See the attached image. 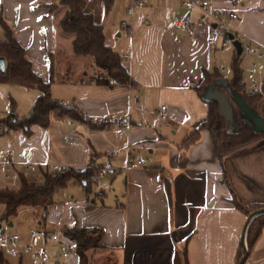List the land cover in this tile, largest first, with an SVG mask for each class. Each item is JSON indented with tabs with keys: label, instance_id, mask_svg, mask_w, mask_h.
Returning <instances> with one entry per match:
<instances>
[{
	"label": "crops",
	"instance_id": "0c3cea01",
	"mask_svg": "<svg viewBox=\"0 0 264 264\" xmlns=\"http://www.w3.org/2000/svg\"><path fill=\"white\" fill-rule=\"evenodd\" d=\"M54 1L0 0V15L28 50L34 70L44 80L54 78L52 97L103 126L66 117L46 128L35 125L28 136L10 131L1 148H13L14 155L0 161V169L9 177L8 168H19L31 182L63 166L94 167L104 175L92 181L91 194L75 181L58 191L43 220V210L31 208L39 226L8 232L0 220L5 233L28 241L34 226L62 234L71 227L99 228L100 247L88 251L91 264H175L185 246L189 264H237L248 215L231 201L228 183L242 204L264 208V138L224 159L227 179L209 131L187 150L182 145L208 117V102L196 89L204 71L226 67L221 79L228 85L216 88L233 101L235 46L211 45L214 22L199 9L189 12L183 0H146L133 14L127 10L130 0H85L86 11L104 26L106 43L125 58L134 80L103 86L95 82L98 68L88 56H74L75 36L60 25L65 6L52 10ZM206 1L236 12L238 19L225 18L232 30L264 50V0ZM183 17L193 33L175 26ZM249 58L241 57L242 63ZM255 80L262 95L257 114L264 119V58L257 60ZM39 95L30 96L31 109ZM162 105L167 106L165 120L159 114ZM133 157L144 164L129 168ZM37 251L41 264H79L77 252L66 259L57 246ZM17 258L16 264H23L24 257ZM245 264H264V225Z\"/></svg>",
	"mask_w": 264,
	"mask_h": 264
},
{
	"label": "trees",
	"instance_id": "16d2710c",
	"mask_svg": "<svg viewBox=\"0 0 264 264\" xmlns=\"http://www.w3.org/2000/svg\"><path fill=\"white\" fill-rule=\"evenodd\" d=\"M56 6H65L66 13L60 21L64 33L75 36L74 56H88L93 59L94 65L102 72L97 74L95 82L103 86L132 85L134 80L124 65V57L113 47L106 43L104 26L96 23L94 15L86 11L85 0H57ZM0 23L4 28L5 38L0 40V57L6 60V70L0 71V83H9L24 86L28 89H39L40 95L36 99L29 114L18 117L15 105L11 106L10 114L0 118V124H5L11 129L20 130L25 135L32 133V127L50 126L53 119L72 118L84 123H90L92 127H102V124L94 123L86 118L74 105H66L64 102L54 99L51 94V86L54 78L44 80L33 68L31 60L28 58V50L23 47L13 34V30L0 15ZM241 56H235L231 62L233 77L229 82V87L236 94L242 95L252 110L257 114L258 104L262 99L258 91L252 96H246L243 92L241 81L243 73L241 71ZM222 74L217 69L214 72L204 71V77L198 87V93L202 96L206 89L216 80L221 79ZM111 79L116 81L111 83ZM209 110L207 119L196 129L191 131L182 145L185 150L200 140L204 130L209 131L214 151L219 160L222 170L226 176L224 159L234 153L237 149L252 142L264 138V129H257L253 122L236 107V120L233 128H230L226 117L220 113L219 106L215 102H208ZM2 133V132H1ZM184 163L187 158L183 156ZM100 169L87 167L84 170H74L70 167L60 169L54 175L45 174L43 181L31 182L25 175H21V187L18 190L0 188V204L4 205V211L0 217L1 221L10 222L18 215L21 207L38 208L43 210V217L46 218L47 210L55 203V194L68 187L73 181L81 183L87 194L92 193V175H97ZM231 201L236 208L249 215L255 210L242 204L231 186ZM264 225V214L257 216L250 224L247 243L249 251L252 249L256 239L261 234ZM39 226V225H38ZM64 236L74 241L77 246L79 264H91L88 251L100 247V239L103 231L94 227H71L63 230ZM7 256L0 250V264H9ZM242 257V247L239 250L237 263ZM175 264H189L186 246L179 252Z\"/></svg>",
	"mask_w": 264,
	"mask_h": 264
},
{
	"label": "built area",
	"instance_id": "2783aa9c",
	"mask_svg": "<svg viewBox=\"0 0 264 264\" xmlns=\"http://www.w3.org/2000/svg\"><path fill=\"white\" fill-rule=\"evenodd\" d=\"M146 5V0H130V5L128 7V13L133 14L134 10L139 7H144ZM183 5L187 8L189 12L195 9L201 10L206 16H208L214 25L211 26L210 33L208 36V42L211 45H220L222 48H226L234 45V41L238 40L242 43V54L241 57L250 56L248 63H241V71L243 73V79L241 85L243 86V94L246 96H252L258 92V84L255 80L257 60L264 58V50L260 44H255L247 39L241 38V36L230 27L229 23L225 20H235L239 16L236 12L224 8H214L211 6L209 1L206 0H183ZM175 26L186 30L189 33H193L192 23L188 18H176ZM129 33H132V29H128ZM233 34V38L230 37ZM218 70L221 74L226 72V67L220 65ZM111 83L115 84L114 79L110 80ZM160 117L165 120L168 118L167 106L162 105L160 107ZM123 133V130L121 131ZM14 155L13 148H0V158L6 157L10 158ZM144 159L140 157L130 158L128 162L129 168H136L144 164ZM68 166H63L61 169H67ZM104 172L100 171L97 175H92L91 180L95 181L103 177ZM4 177L7 178L8 175L4 173ZM46 246H57L59 248L60 254L68 259L71 254L77 252L76 243L60 232H48L39 227L31 228L29 230V240L23 241L22 237L18 233L12 234H1L0 233V250L6 256L10 257H24L29 256L32 259L33 264H41L39 261V253L37 247Z\"/></svg>",
	"mask_w": 264,
	"mask_h": 264
},
{
	"label": "rangeland",
	"instance_id": "374dc122",
	"mask_svg": "<svg viewBox=\"0 0 264 264\" xmlns=\"http://www.w3.org/2000/svg\"><path fill=\"white\" fill-rule=\"evenodd\" d=\"M57 0L54 1L52 4H56ZM50 5L52 10L59 9L60 6ZM66 9V7H65ZM88 60L93 63V59L91 57H86ZM86 59V60H87ZM230 69V68H229ZM228 69V71H229ZM102 71L98 69V74ZM40 93L39 89H28L21 85L16 84H7V83H0V118H4L10 114L11 106L15 105V111L18 117H24L29 114L32 105L29 102L30 96H34L35 94ZM34 99V97L32 98ZM10 131H14L5 124H0V148L5 146L3 143L6 141L7 134ZM2 132V133H1ZM6 160V157L0 158V161ZM7 173L9 174L8 178L3 176V170L0 169V188H9L12 190H17L21 186V179L20 173L22 172L19 168L13 169L8 168ZM4 211V205L0 204V217ZM15 224L13 226H9V223L4 221V224L7 227L8 232H15V231H24L28 225H35L37 224L36 219L33 218V213L30 207L24 206L21 207L18 211V215L14 217L12 220ZM38 225V224H37ZM34 228H37L35 227ZM9 264H16L17 257H6ZM31 258L29 256H24L23 264H28ZM51 264H55L52 262Z\"/></svg>",
	"mask_w": 264,
	"mask_h": 264
},
{
	"label": "water",
	"instance_id": "95a60500",
	"mask_svg": "<svg viewBox=\"0 0 264 264\" xmlns=\"http://www.w3.org/2000/svg\"><path fill=\"white\" fill-rule=\"evenodd\" d=\"M230 37L233 38L234 37L233 34H230ZM234 46L237 50V55L240 56L242 54V43L238 40H235ZM5 70H6V60L4 57H0V71L4 72ZM224 83L225 81L222 79H218L214 81L204 92L202 96L203 99L206 100L207 102H215L218 104L219 111L226 117V120L230 128L234 127L236 120V107H239L244 112V114L253 122V124L257 129H264V119L252 110V108L250 107V105L242 95L240 94L233 95V101H231L227 94L216 88V85L218 84L224 85ZM225 85H228V82L227 84L225 83ZM46 210L47 208H45V211ZM262 214H264V208L256 209L248 215L241 238L242 257L237 264H245L248 259L249 256V249L247 243L248 230L252 221L257 216ZM9 226H13L12 221L9 222ZM5 230L6 228L3 227V224L0 221L1 234H4Z\"/></svg>",
	"mask_w": 264,
	"mask_h": 264
}]
</instances>
